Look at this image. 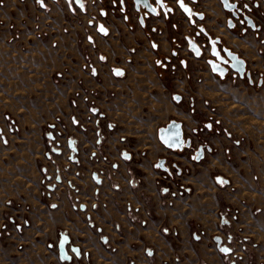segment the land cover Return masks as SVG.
Segmentation results:
<instances>
[{"label":"crops","instance_id":"0c3cea01","mask_svg":"<svg viewBox=\"0 0 264 264\" xmlns=\"http://www.w3.org/2000/svg\"><path fill=\"white\" fill-rule=\"evenodd\" d=\"M114 1L84 0L85 13L72 15L65 0H42L43 8L37 0H0V69L12 76L5 84L14 86L16 100L29 104L14 116L36 119L29 147L36 179L13 183L16 201L28 198V217L1 205L0 223L10 211L16 229L23 223L34 231L29 241L34 259L45 257L50 264H226L213 244L227 235L246 241L240 264H264L263 37L228 28L229 15L219 0H198L195 9L203 19L197 25L238 55L250 74L240 79L229 71L221 79L206 63L208 50L199 58L187 51L185 40L194 31L180 11L169 22L149 17L142 26L131 0L124 5L127 17L111 8ZM260 12L264 15V4ZM97 25L107 35L99 34ZM174 38L180 46L177 69L159 65L170 58ZM94 110L102 120L99 128ZM74 120L87 131L74 127ZM105 130L107 138L96 149L94 136ZM165 130L182 144L179 149L160 137ZM71 140L82 152L86 172L79 211L72 209L64 183L47 203L39 189V167L46 166L53 177L67 166L65 142ZM46 143L63 150L48 160ZM94 150L116 169L100 192L105 207L92 210L93 169L86 158ZM196 151L200 154L192 159ZM121 153L130 159L121 161ZM164 161L187 171L171 186L172 206L162 196L166 183L156 167ZM131 182L137 187H129ZM114 186L119 191L113 192ZM60 234L68 236L79 259L59 260ZM9 242L0 240V246Z\"/></svg>","mask_w":264,"mask_h":264},{"label":"flooded vegetation","instance_id":"af4514ba","mask_svg":"<svg viewBox=\"0 0 264 264\" xmlns=\"http://www.w3.org/2000/svg\"><path fill=\"white\" fill-rule=\"evenodd\" d=\"M59 1H61V0H59ZM69 1L72 4H74L72 2V0H69ZM82 1H84V0H82ZM126 1L127 0H124L123 7H121L120 0L114 1L113 3L110 4V6H111V8L113 7L114 9L119 8L118 11L120 12V14L127 17L126 9L124 7ZM228 1L230 3H235L236 8L233 12L236 13V15H237L236 17H233L231 12L224 10V8H223V6L219 0L223 10L226 13H228V15H229L228 22H229V20L232 22L231 27H229V24L227 23L228 28H230V29H234V28L236 29L237 28L242 33H245L246 31H251V32L255 33V35L257 36L258 39L260 38V36L264 35V15H262V13L260 12V7L262 4H264V0H228ZM52 2L57 3L55 1H52ZM131 2L133 3L132 0H131ZM197 3H198V0H195V2H193L192 0H184L185 6L189 7L191 10V13H192L191 17H189V15H185V13L180 9V7L178 6L177 0H162L163 7H156V4L154 3V1H150V4L154 7V9L156 11V15L149 14L143 8H140L137 11L134 9V4H133V10H134V12H136L140 15L138 21L142 26H144L145 20L148 19L149 17H159V18H162L164 21L169 22L171 20V18L174 16V14L176 13V11H180V13H182L186 17L190 27L194 31L193 34L190 35L189 37H187V39L185 40V47L187 48V51L195 57L194 52L190 48V44L188 42V39L195 42L202 51V53L200 55V57H201L204 55L206 50H208V55H209L210 47L208 45V40H214V39L208 37L206 35V33L203 34L200 31V29L202 27L197 25V22L202 21V20H198L195 17V14H201V13H198L195 9L197 6ZM83 9H84V7H83ZM168 9H171V11H168ZM84 11H85V9H84ZM140 19L142 20L143 23L140 22ZM247 19H250L253 22V25H254L253 28L250 27V25L247 22ZM170 28L172 31H177L178 25L176 23H171ZM153 33L155 35L159 34V32L155 29L153 30ZM171 40H172V43L174 44L172 54L170 55V58H168L163 63L160 62L159 65L164 64V66L166 68L171 67L172 69H177L179 67V62L177 61V58L179 56L180 46L177 43V40L175 38L171 39ZM153 44H155V43H153ZM152 47H153V45H152ZM218 48L222 49L225 47H222L220 45V42H219ZM174 53H175V55H174ZM196 58H199V57H196ZM208 59H211L210 55H209V58L206 59V63H207ZM207 65H208V63H207ZM209 68H210V66H209ZM245 71H246V69H245ZM228 72H227V74H228ZM92 73H93V71H92ZM234 74L237 75L236 73H234ZM214 75H216V74H214ZM226 75H225V77H226ZM216 76H218V75H216ZM224 78H221V79H224ZM243 78H240V79H243ZM91 115L96 119L95 121H96L97 126L99 128L100 127V121H102V120L99 117L98 111H96V110L92 111ZM74 121H72V125L74 127L78 128L83 133L87 131L86 128L82 127V125H80V123L77 120H74ZM107 131L112 132L113 128H111V127L107 128ZM107 131L105 130L103 132H100V131L96 132V134L94 136L95 137L94 147L96 149L102 147V145L104 144V141L106 140L107 135H108ZM48 144L49 143H46V146L48 148V151H47L48 153L46 154V156L49 160H51L52 147L50 146L51 144H49V145ZM59 146L60 145L56 146L57 147L56 149L60 151L62 148H60ZM181 146H182V144H179V148ZM179 148H173V149H179ZM65 149L69 153V156L67 157V166L56 169L54 171V175L56 174V171H58V170L60 171V173L62 171V174L59 176V178L56 177V175L53 176V179L57 183L59 182L58 185H60L62 183L65 184L64 186L66 188V191L68 192V194H70V200H72V193L74 192L73 194L78 198L77 207H76V209H74L73 205H71V207L74 211H79L81 209L80 206L82 203L81 202V184H80V181L85 177V173H86L84 163H83V160L81 157L82 152L79 149V147L76 145V143L73 142L72 140L68 141L67 143L65 142ZM60 153H61V151H60ZM125 154L126 153L120 154L119 158L121 161H128L129 160V159H127V160L124 159ZM198 154H200L198 151L193 152L191 158L193 159V157L198 156ZM86 160L90 164V167L93 169V171H92L93 175H90V181H91L92 186H93V198H94V204L92 206V210H95V209H98L100 207H105V204L101 203V200L99 199L100 192H101V189L104 185V182H105L108 174L111 171L115 170L116 167L111 165L109 160L107 159V157L103 156L101 153H98L97 150H94L91 154L89 153L87 155ZM160 164H162L163 166L157 167V165H156V167L159 170V172L162 176V179L166 183V185L163 186V189H162V196L166 199L168 206H172L174 198L176 197V194H175L174 190L171 188V186L173 184H175V181L179 180L180 177L186 175L187 171L181 169L180 167H178L176 164H173V163L166 164V162L164 161ZM72 169H74V170L72 171ZM43 172L49 174L48 168L42 167L41 173H43ZM70 175H72L73 179L72 178L69 179ZM50 176L52 178V175H50ZM137 185L138 184L136 182L129 183V187H137ZM57 186H51L48 188L49 191L51 192V195L55 192ZM112 191L113 192L119 191V187L114 186L112 188ZM129 212H130V210H129ZM132 221L139 223V225H141V226H145V224H146L145 220H143V219L135 218V219H132ZM59 238H60V235H59ZM69 241H70V239H69ZM57 245H58V243H57ZM213 245H214L215 250L222 257L227 259L226 264H240L243 260L244 255H245L246 246H247L245 240H242V239L237 240L232 235H227L225 238V242L220 240L218 242H215ZM233 245H234V249L232 248ZM67 247L70 251V248H71L70 242L66 246V248ZM222 249H228V251L224 252V251H222ZM66 253H67V251H66ZM70 253L72 254L71 251H70ZM70 257H71V260L73 258L79 259V258H75L73 256V254Z\"/></svg>","mask_w":264,"mask_h":264},{"label":"rangeland","instance_id":"374dc122","mask_svg":"<svg viewBox=\"0 0 264 264\" xmlns=\"http://www.w3.org/2000/svg\"><path fill=\"white\" fill-rule=\"evenodd\" d=\"M6 74L7 72L0 69V179H3L0 182V206L4 205L6 208L10 206L11 208L14 207L20 211L19 216L26 218L28 217L29 207L24 202L29 203L28 198H25L26 201L21 200L23 203L17 202L18 200L16 201L14 193L18 194L19 190L17 189L14 192L13 183L20 181L22 185H26L29 181L36 179L35 167L29 165V147L30 143L34 141V134H36L34 130L36 119L18 115L14 116L17 113H24L21 110L23 109L21 106L23 105L25 108H28L29 104L16 100L18 94H14V86L5 84V81L12 82V76H7ZM43 120L38 121V123H45ZM41 166L46 168L44 165ZM39 178L42 202L47 203V201H52V198L49 199L45 196L43 185L45 178L41 172ZM3 187L4 190H2ZM71 205H73L72 200ZM8 213H6V217L0 223V240H10L9 243L11 244L3 247L0 246V264H50L48 258L45 257L41 259L37 256V260L34 259L31 253L34 245L29 243L31 238L34 237V231L28 230L23 226V223H20L22 227L20 230L16 229V226L8 220L13 214L10 211ZM38 237L42 238V236ZM18 242H21L19 246ZM19 248L20 251H18ZM4 249L5 252L3 253ZM74 264L92 263L84 261Z\"/></svg>","mask_w":264,"mask_h":264},{"label":"water","instance_id":"95a60500","mask_svg":"<svg viewBox=\"0 0 264 264\" xmlns=\"http://www.w3.org/2000/svg\"><path fill=\"white\" fill-rule=\"evenodd\" d=\"M52 1H54V0H52ZM132 1H133L135 10L138 11L140 8H143L146 12H148L151 15H156V11L153 12L154 7L150 4V1H154V3L156 4V7H161L160 4H157L156 0H146V4L143 2L138 4L136 2V0H132ZM192 1L195 2V0H192ZM72 2L77 7H80V5L83 6L82 0H72ZM220 2L222 4L224 10L231 12L233 17L237 16L236 13L233 12L236 8L235 3H230L228 0H227V3H225V0H220ZM161 4H162V0H161ZM178 6H179V4H178ZM187 8H189V7H187ZM81 9H83V7ZM185 15H188V14L185 13ZM195 17L198 20L203 19L202 14H195ZM141 21L142 20L140 19V22ZM247 22L251 28L254 27L253 22L250 19H247ZM228 24H229V27L232 26V22L230 20H229ZM99 26H101V25H97V29ZM201 29H200V31H201ZM201 32L203 34L205 33L204 30ZM98 33L101 34L100 32H98ZM188 42L190 44V48L194 52L195 57H200L202 51L199 48V46L195 42L191 41L190 39H188ZM218 44H219L218 39L208 40V45L210 47L209 55H210L211 59H208L207 63L210 66L212 73L218 75L220 78H224L225 75L227 74V72L230 70V71L236 73L240 78H243L244 76L249 78L250 74L245 71V63L236 54L230 52L228 49H226V48L219 49ZM213 50H215V52L218 55H213ZM197 51L199 52V55H197ZM160 137L164 140H167L173 148H179V144H181L180 142H176L174 140V136L172 134H170V132L167 130L163 131L160 134ZM176 137H178V136H176ZM69 242L70 241L66 235L60 234L57 249H58V254H59V260L61 262H70L71 261V257L67 255L66 249H65L66 246L69 244ZM73 249H75L76 251H73ZM70 251L72 252V254L75 258L80 257V254L76 248H70Z\"/></svg>","mask_w":264,"mask_h":264},{"label":"snow or ice","instance_id":"6c2138e0","mask_svg":"<svg viewBox=\"0 0 264 264\" xmlns=\"http://www.w3.org/2000/svg\"><path fill=\"white\" fill-rule=\"evenodd\" d=\"M136 2L139 4V3H145L146 4V0H136ZM157 4H160L161 7H163V4H161V0H156ZM37 3L40 4V6L43 8L44 7V4L42 2V0H37ZM123 3H124V0H120V4H121V7H123ZM177 3L179 4V7L183 10L184 13L188 14L189 17H191L192 13H191V10L189 8H187L184 4V0H177ZM225 3H227V0H225ZM80 7L82 8L83 6L80 5ZM234 7V6H233ZM246 7V6H245ZM155 10L153 9V12ZM168 11H171V9H168ZM101 15H104V13L102 12ZM141 23H143L141 21ZM98 32H100L102 35H107V30L103 27V25L99 26L98 29H97ZM201 31H203V29H201ZM91 42V41H90ZM156 45L153 44V48H155ZM175 55V53H174ZM197 55H199V52L197 51ZM213 55H218L215 50H213ZM104 58L101 57V60H103ZM183 63V62H182ZM95 69H93V75H95ZM113 74L116 75V76H122L123 73L119 70V69H113ZM174 100H176L177 102H179L180 100V97H173ZM95 111V110H94ZM75 122V121H74ZM111 127V126H110ZM206 127H211L210 125H207ZM199 155V154H198ZM198 157H193V159H197ZM124 159H130V157L125 154L124 155ZM163 165L162 164H158L157 167H162ZM218 183H221V184H226L227 181H223V180H217ZM73 251H76L75 249H73ZM222 251L224 252H227L228 249H222ZM149 255H151V253L149 252Z\"/></svg>","mask_w":264,"mask_h":264},{"label":"built area","instance_id":"2783aa9c","mask_svg":"<svg viewBox=\"0 0 264 264\" xmlns=\"http://www.w3.org/2000/svg\"><path fill=\"white\" fill-rule=\"evenodd\" d=\"M54 1H55V2H60L59 0H54ZM66 1H67V5H66V7L68 8L67 10L69 11L70 14H72V15H76L78 12H80V13H82V14L85 13L84 9H81V7H77V6H75L74 4H71L69 0H66ZM262 37H263V43H264V35H262ZM86 69L88 70V72H89L90 74H92L93 68H92L90 65H87ZM59 154H60V151H59V150H57V149H52V154H51V156H52V155H59ZM48 160H49V159H48ZM44 171H45V170H44ZM42 174L44 175V178H45V180H44V182H43L44 189H45V196H46L47 198L51 199V198L53 197V194L51 195V192L49 191L48 188L51 187V186H57L59 182L57 183L56 181H54L53 177L51 178V176H50L48 173L43 172ZM61 174H62V171H61V173H60V171L58 170V171H56V174H55V175H56V177L59 178V176H60ZM55 175H54V176H55ZM73 193H74V192H73ZM73 193H72V202H73V207H74V209H76L78 198H77Z\"/></svg>","mask_w":264,"mask_h":264},{"label":"bare ground","instance_id":"6f19581e","mask_svg":"<svg viewBox=\"0 0 264 264\" xmlns=\"http://www.w3.org/2000/svg\"><path fill=\"white\" fill-rule=\"evenodd\" d=\"M162 109V108H161Z\"/></svg>","mask_w":264,"mask_h":264}]
</instances>
